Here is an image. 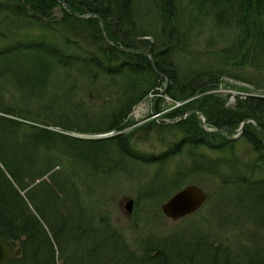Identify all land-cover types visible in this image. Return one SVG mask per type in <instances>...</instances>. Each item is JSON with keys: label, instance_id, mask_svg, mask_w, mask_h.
<instances>
[{"label": "trees", "instance_id": "obj_1", "mask_svg": "<svg viewBox=\"0 0 264 264\" xmlns=\"http://www.w3.org/2000/svg\"><path fill=\"white\" fill-rule=\"evenodd\" d=\"M62 1L0 0V239L22 247L11 264H264V250L234 253L207 222L141 237L136 253L115 226L92 223L60 161L87 177L153 168L146 196L175 193L186 181L205 191L212 182L229 193L219 194L209 218L238 210L248 220L264 217V145L255 127L237 140L201 134L194 114L228 132L253 120L264 139V95L237 96L229 106L216 92L223 78L264 92V0ZM74 13L100 16L104 34L97 18ZM104 36L149 52L167 78L165 95L181 104L172 119L191 112L189 119L151 121L136 129L135 143L122 133L134 107L164 82L145 57ZM8 92L15 107L5 103ZM154 135L161 149L139 147ZM243 145L254 158L245 159Z\"/></svg>", "mask_w": 264, "mask_h": 264}, {"label": "rangeland", "instance_id": "obj_2", "mask_svg": "<svg viewBox=\"0 0 264 264\" xmlns=\"http://www.w3.org/2000/svg\"><path fill=\"white\" fill-rule=\"evenodd\" d=\"M52 7V15L59 17L62 11L60 5L54 4ZM220 88L221 91L219 93L221 95H228V99L230 101L229 106H231L236 100V94L264 95L263 91L256 90L244 83L227 78L222 79ZM163 89L164 83L159 86V90L157 92H151L148 94L146 98L134 107L130 113L126 122L127 127L122 131L126 134L133 133V139H131L133 143L142 138L140 135L136 138V135L134 134L138 127H142L151 121L166 123L176 121L172 119L171 113L181 104L178 105V103L172 102L165 94L158 97L160 91ZM200 97L201 96H198L197 98ZM5 103L8 107H15L17 99H13L11 94L8 92L5 97ZM20 106L23 107V104ZM154 114L158 115V118H154ZM194 114L196 121L200 120L198 126L199 130H201V134L202 131L204 133H210L206 131V129L210 130L212 128H209L206 124L203 127L201 116L197 113ZM184 119L188 120L189 117L187 118L186 115ZM27 123L29 124V122ZM21 128L22 132L29 131V128L26 126H22ZM251 128H254V126L247 123L246 126L242 127L243 133L245 130L250 131ZM240 129L241 124H237L233 127L232 132L225 130L224 133L229 137H235L238 135ZM54 130L58 131V128H54ZM222 135L224 134L222 133ZM212 140L219 141L221 139L216 137ZM139 147L143 150L146 149L153 151L161 149L162 146L158 136L154 135L149 137L147 142L139 144ZM242 148L243 152L241 154L246 155L245 159L250 160L254 158L253 154L249 151V149H247V147L243 145ZM181 157L182 156H179L174 159V166L177 161L181 160ZM60 159L65 168L63 173L71 175L69 177L72 178V181L78 187V190L81 191L84 204L88 206V215L92 219V223L96 224L97 222L103 220L115 226L124 235L134 250H136L138 246L137 241L141 237H147L150 234L167 235L183 225L192 226L198 222H204V224L207 222L210 225L208 232L214 237L216 236L221 241L223 246L228 247L230 245L228 248L234 253H238L239 250L240 252L247 250L257 256L259 253L255 252L256 250H264V217L257 215L260 217L248 220L243 217L241 210H238L236 211V214L231 215L229 218H226L224 214L221 219L217 217L214 220L209 218L211 214V206L214 203L216 205V198L219 194L222 195L229 193L228 190L220 191L219 187L212 182H207L209 190L204 191V188H201L205 192L206 200L204 205H202L196 213L178 221H172L163 215L161 205L171 198V196L176 192L172 193L166 189L165 191H159V195L156 196H154V193H152L153 195L151 196H146L143 193L144 191H149L150 187H148L146 182L153 173V168H149L148 170L145 168L143 169L145 171H142L140 174L137 171L130 170V172L127 173L115 172L110 175H94L93 173L91 174V177H87L85 176L86 172L78 165L73 164L71 167V164L66 158ZM188 185L195 184H191V182L186 181L181 185L182 187H180V189ZM207 195L209 196L208 199ZM129 199L133 201V204L131 206V212L128 215L125 206ZM30 205L31 204H29V206ZM233 213H235V209H233ZM259 218L262 221L258 222ZM218 220H220L219 223L217 222ZM218 234H222L221 237ZM251 234H255V237L252 238ZM136 253H140L139 249L136 250ZM262 253V256L264 257V252ZM80 254L81 252L78 253L79 256ZM59 258H57L58 261Z\"/></svg>", "mask_w": 264, "mask_h": 264}, {"label": "water", "instance_id": "obj_3", "mask_svg": "<svg viewBox=\"0 0 264 264\" xmlns=\"http://www.w3.org/2000/svg\"><path fill=\"white\" fill-rule=\"evenodd\" d=\"M57 1L60 4L64 5V2L62 0H57ZM76 17L82 18V19H89V18L97 17V16L95 14H91V15H88V17H80L77 15ZM103 27H104L103 21L100 20V29H101V32L104 34ZM104 40L105 42L110 44L109 40L105 36H104ZM149 61L153 63L150 58H149ZM184 117L185 116H183L180 120L184 119ZM202 121H203V127H204V124H205L204 117H202ZM247 122L248 120H244V122L241 124L239 135L242 132V127ZM207 131L212 132V133H217V134L222 132L221 130H207ZM257 133H258L261 143L264 144V141L261 139L258 130H257ZM230 140H234V138H231ZM205 200H206V195H205V192L201 188L197 187L196 185H188L180 189L171 198H169L166 202H164L161 205V211L166 218L172 221H178L184 217H187L197 212L201 208V206L205 203ZM132 204H133V201L129 199L125 206L128 215L131 212ZM21 253H22V249L19 245L15 246L8 240L0 239V264H8L11 259L20 257Z\"/></svg>", "mask_w": 264, "mask_h": 264}, {"label": "bare ground", "instance_id": "obj_4", "mask_svg": "<svg viewBox=\"0 0 264 264\" xmlns=\"http://www.w3.org/2000/svg\"><path fill=\"white\" fill-rule=\"evenodd\" d=\"M64 2V1H63ZM65 4V3H64ZM92 14H94V13H92ZM76 15L77 16H80V17H88V16H81V15H79L78 13H74V16L76 17ZM91 15V14H90ZM96 15V14H95ZM97 17H95V18H97L98 19V21H99V23H100V20H102L103 21V19L100 17V16H98V15H96ZM76 18H78V17H76ZM93 18V17H92ZM80 19H82V18H80ZM90 19V18H89ZM103 26H104V21H103ZM104 28V27H103ZM110 42V44H108L107 42H106V44L107 45H109V46H111V47H113L114 49H117V50H119L120 52H122V53H125V54H130V55H140V56H143V57H145L147 60H148V62H149V65L151 66V68L153 69V71H155V73L163 80V82H164V89L162 90V91H160V93H159V95H158V97L159 96H162V95H164L165 94V90H166V86H167V83H168V81H167V78H166V76H165V74H163V72H161V71H159L157 68H156V65H155V63H154V60H153V57H152V55L149 53V52H147V51H145V50H142V49H140V48H138V47H125V46H123V45H121V44H114V43H112L111 41H109ZM123 49V50H121V49ZM128 50H130V51H128ZM145 54H147V55H145ZM148 56V57H147ZM149 58L151 59V61L153 62V63H151L150 61H149ZM218 91V89H216V92ZM151 93V92H150ZM149 93V94H150ZM170 99V98H169ZM171 100V99H170ZM172 101V100H171ZM173 102V101H172ZM174 103H178V105L180 104L179 102H174ZM181 105H179V107H180ZM178 108V107H177ZM188 113H191V112H187V113H185V116L187 115H189ZM156 115V114H155ZM155 118H158V115H156V117ZM184 120V119H183ZM182 120V121H183ZM249 121H251L252 123H255L253 120H249ZM246 125V124H245ZM254 127H255V132H256V135H257V137H258V139H259V136H258V133H257V130H258V132H259V134H260V131H259V129L257 128V126H255L254 125ZM211 130H221V131H225V129L224 128H222V129H211ZM125 131H126V129H125ZM122 133H123V131H122ZM212 133V132H211ZM242 133H243V130H242V132H241V135H242ZM99 139H100V134H98V135H96ZM260 137H261V139L264 141V139L262 138V136H261V134H260ZM259 141H260V139H259ZM260 143H261V141H260ZM262 145H264L263 143H261Z\"/></svg>", "mask_w": 264, "mask_h": 264}]
</instances>
